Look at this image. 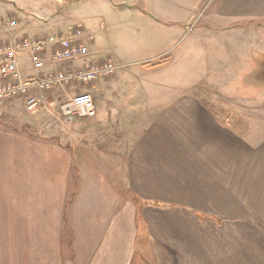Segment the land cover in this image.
I'll return each instance as SVG.
<instances>
[{
	"label": "rangeland",
	"instance_id": "1",
	"mask_svg": "<svg viewBox=\"0 0 264 264\" xmlns=\"http://www.w3.org/2000/svg\"><path fill=\"white\" fill-rule=\"evenodd\" d=\"M15 1L19 5L23 4L21 6L28 11H23L27 19L38 25L51 23L49 19L46 22L32 14L43 11V16L47 15L46 8L53 0ZM56 1L61 3L56 8L59 15L51 12L49 16L50 20L60 23V31L68 32L83 27L86 33L94 35L95 46L99 42L100 48L114 52L123 62L149 60L156 64L165 59L156 60V56L164 51L175 59V63L167 68L139 78L146 83L153 81L151 89L146 84L145 93L165 97L187 88L225 111L220 112L221 120L226 114L231 121L240 122L243 143L250 144L251 131L257 136L258 143L264 141L263 22H241L236 24V33L231 34L218 30L205 32L201 28L203 19L218 1L205 0L190 26L186 27L182 36L173 40L166 39L159 30L132 16L136 13L117 10L111 0ZM136 1L141 10L151 9L167 15L185 16L203 0ZM15 11L18 15L12 20L25 18L20 11ZM2 16L4 24L8 25L11 19L7 14ZM48 26L44 28L45 33L59 32L58 28ZM124 68L127 67L121 69ZM193 79V84L188 85ZM85 87L86 84L77 82L57 87L48 94L47 105L34 111L28 110L25 97L0 101L3 146L0 155V264H26L22 261L23 255L50 252L56 238L63 243L66 264H71L68 258L69 254H75L74 241L80 244L75 246L76 249L80 247V252L85 254L90 248L91 233L97 231L102 218L106 215L109 217L112 208L116 216V212L125 205L130 207L138 236L134 264H166V257L174 258L177 248L185 250L184 254L192 252L200 259L196 264H201L206 253L216 256L228 251L225 242L215 245L209 241V245H203L207 238L218 241L234 237H264V213H242L243 205L232 195L233 188L228 186L226 190L229 195L222 213L197 212L205 207L204 200L200 198H194L191 206H148L143 213L141 202L131 192L134 188L132 183H139L140 177L135 166L88 165L82 167L80 172L77 167H73L69 173L71 179L67 183L61 181L62 174L44 172L42 159L47 158L48 153H58L59 146L63 144H69L72 150L75 141L80 142L81 134H76L74 130L79 128L76 125L82 119L63 115L61 107L71 97L85 91ZM133 92L138 93L140 90L135 89ZM138 124L133 121L130 123L129 135L132 140L142 129V123ZM86 127L89 125L86 124ZM117 138L124 141L125 135L113 139ZM87 141L86 144L90 143ZM246 144L243 146L246 147ZM123 145L126 144L113 146ZM188 168L191 167H175V177H187L180 174H189L184 171ZM184 225L192 228L183 231ZM206 227L210 230L209 237L205 235ZM184 243L187 245H182ZM196 250L201 254L197 255ZM11 255H17V260L9 261Z\"/></svg>",
	"mask_w": 264,
	"mask_h": 264
},
{
	"label": "crops",
	"instance_id": "2",
	"mask_svg": "<svg viewBox=\"0 0 264 264\" xmlns=\"http://www.w3.org/2000/svg\"><path fill=\"white\" fill-rule=\"evenodd\" d=\"M204 1L190 10L188 15L177 16L158 13L151 9L141 10L136 0H111L117 10H126L128 14L136 13L132 16L137 17L149 27L159 30L166 39L173 40L182 36L186 27L190 26ZM60 4V1L53 0L47 6L48 14L45 16L42 14L43 11L34 12L32 14L34 17L45 19L46 22L47 19L51 21L50 24L38 25L27 19L26 15L24 16L23 11H28L21 6L23 4L19 5L15 0H0V44L61 33L60 23L50 20L49 16L51 12L59 15L56 8ZM15 9L25 18H19L18 21L12 20L18 15ZM3 14H7L11 19L8 25L3 22ZM248 21L264 23V0H218L213 9L205 15L201 28L205 32L218 30L231 34L236 33V24ZM47 25H49L48 28L50 26L58 28L59 32L45 33L44 28ZM89 34L92 36L86 41L91 55L87 61L113 58L125 64L127 68L119 70L111 78H100L85 87L84 90H89L94 98L95 114L90 117H81L82 120L76 125L79 128L74 130L76 134H81L80 142L75 141L72 150L69 144H63L59 146L58 153H48V157L42 159L43 171L48 174H62L61 181L67 183L71 179L69 173L73 167H77L80 172L82 167L88 165L135 166L134 169H137L140 177L139 183H132L135 189H131V192L141 202L142 212L148 206L156 208L191 206L194 198H200L204 200L205 207L198 209L197 212L222 213L225 199L229 195L227 193L229 191L226 190L228 186L233 188L232 195L243 205L242 213H264V141L258 143L257 136L251 131L250 144L243 143L240 122L231 121L226 114L221 120L220 112L225 111L207 102L199 94L191 93V90L187 88L165 97L145 93L146 84L150 88L153 81L146 83L139 78L142 75L154 74L155 71L175 63V59L166 54L167 51L156 56V60L168 58L163 64L157 66H149V60H135L127 63L121 61L114 52L100 48L99 42L95 46L94 35ZM83 64L85 63L79 62L77 65ZM19 67L23 78L43 76L57 67L61 68V66L53 65L48 57L46 67L36 69L30 53L26 51L19 56ZM202 75L201 73L200 76ZM193 82L194 79L188 85H192ZM135 89L140 92L134 93ZM132 121L139 123L138 126L142 123V129L135 134L137 136H134L133 140L129 135V126ZM86 124L89 125V130ZM122 134L125 135L124 141L122 138L113 139ZM87 140L90 143L86 144ZM115 142L126 145L113 146L117 145ZM243 144L247 146L244 147ZM2 147L0 133V155ZM183 166L191 167L188 170L184 169L189 174H180L187 177H175V167ZM94 177L97 178V176ZM133 181L136 180L133 179ZM201 182L208 184L204 185ZM172 183L175 185L171 186ZM151 189H153L152 195H150ZM255 205H257L256 208ZM116 213L114 216L112 208L110 216L106 215L102 218L97 231L91 233L90 248L85 254L80 252V247L76 249L75 246L79 243L74 241L75 254H69L68 263L71 261V264H134L138 236L134 229L135 221L131 217L129 205L122 206ZM188 228L192 227L184 225L182 230L186 231ZM245 228L248 227L245 226ZM209 231L206 227L207 237H209ZM181 236L184 235L181 234ZM207 239L203 245L209 241L215 245L225 242L228 251L216 256L206 253L201 264H264V237H239V239L234 237L233 240L224 238L218 241L214 238ZM51 248L52 250L46 253L25 254L22 261L26 264H66L67 259L61 240L56 238ZM184 253H186L185 250L177 248L175 257L171 259L167 256L165 263H199L200 259L192 252ZM196 253L201 254L199 250H196ZM16 256L11 255L9 261H16Z\"/></svg>",
	"mask_w": 264,
	"mask_h": 264
},
{
	"label": "built area",
	"instance_id": "3",
	"mask_svg": "<svg viewBox=\"0 0 264 264\" xmlns=\"http://www.w3.org/2000/svg\"><path fill=\"white\" fill-rule=\"evenodd\" d=\"M83 27L55 35H44L34 39H22L0 44V101L25 97L28 110L45 107L48 94L57 87L74 82L90 85L100 78H110L125 64L112 59L90 60L91 50L86 39L91 38ZM30 53L36 69L47 65V58L55 68L43 76L23 78L19 67V56ZM85 63L82 66L78 63ZM65 116L90 117L95 114V102L89 91H82L65 102Z\"/></svg>",
	"mask_w": 264,
	"mask_h": 264
},
{
	"label": "trees",
	"instance_id": "4",
	"mask_svg": "<svg viewBox=\"0 0 264 264\" xmlns=\"http://www.w3.org/2000/svg\"><path fill=\"white\" fill-rule=\"evenodd\" d=\"M166 61V58L165 59H162L160 62L156 63V64H148L149 66H157V65H160V64H163L164 62Z\"/></svg>",
	"mask_w": 264,
	"mask_h": 264
}]
</instances>
